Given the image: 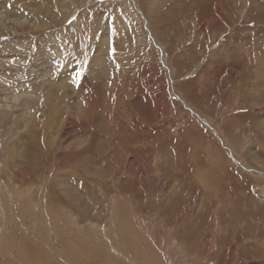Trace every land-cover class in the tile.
Listing matches in <instances>:
<instances>
[{
    "label": "rangeland",
    "instance_id": "1",
    "mask_svg": "<svg viewBox=\"0 0 264 264\" xmlns=\"http://www.w3.org/2000/svg\"><path fill=\"white\" fill-rule=\"evenodd\" d=\"M0 15V264H264V0Z\"/></svg>",
    "mask_w": 264,
    "mask_h": 264
},
{
    "label": "bare ground",
    "instance_id": "2",
    "mask_svg": "<svg viewBox=\"0 0 264 264\" xmlns=\"http://www.w3.org/2000/svg\"><path fill=\"white\" fill-rule=\"evenodd\" d=\"M221 3H222V2H221ZM249 5H250V4H249ZM118 7H120V6H118ZM116 8H117V7H116ZM121 10H122V8H121ZM219 15H220V14H219ZM219 15H218V16H219ZM0 16H1V15H0ZM221 16H222V15H221ZM126 17H127V16H126ZM215 18H216V17H215ZM217 18H218V17H217ZM217 20H218V19H217ZM216 22H217V21H216ZM12 25H13V24H12ZM40 27H41V26H40ZM217 28H218V27H217ZM56 36H57V35H56ZM58 36H59V35H58ZM60 42H61V41H60ZM62 46H63V45H62ZM63 48H64V47H63ZM48 49L50 50L51 48L48 47ZM42 50H43V49H42ZM56 50H57V49H56ZM128 52H129V51H128ZM42 53H43V52H42ZM38 54H40V53H38ZM20 58H23V57H20ZM20 58H19V59H20ZM45 61H46V60H45ZM101 63H102V58H99V56H95V57L92 59V66H96V67H97V65H101ZM47 65H48V64H47ZM230 69H231V68H230ZM260 69H261V68H260ZM49 72H50V71H49ZM261 72H263V71H261ZM1 74H2V73L0 72V75H1ZM51 75H52V74H51ZM90 75L92 76V73H90ZM40 78H41V77H40ZM50 78H51V77H50ZM118 78H119V77H118ZM62 81H63V79H62ZM62 81H61V83L64 82V81H63V82H62ZM57 89H59V88H57ZM74 91H75V90H74ZM22 92H23V91H22ZM23 94H24V93H23ZM16 95H17V93H16ZM21 95H22V94H21ZM37 95H38V94H37ZM5 96H6V95H5ZM5 96L3 97V95L0 94V106H1V107H0V113H3V112H1L2 109L4 110V109H9V108H10V106L8 105V104H9L8 102H7L8 104H6V103L3 102V100H5V99L7 98V97H5ZM113 96H114V95H113ZM14 97H15V96H14ZM18 97H20V96H18ZM18 97L15 99V101L18 102L19 104H22V105H23L24 103H23L22 99H21V98H18ZM64 97H66V95H65ZM64 97H63V98H64ZM13 99H14V98H13ZM35 99H36V96L27 95V99H26V101L28 100L27 103H29L30 101H34ZM21 101H22V103H21ZM10 105H11V104H10ZM29 110L32 112V111H34L35 109H33V108L31 109V107H30ZM29 110H28V111H29ZM76 111H77V110H76ZM79 111H80V110H79ZM79 111H78V112H79ZM81 113H83V112H81ZM37 114H38V113H37ZM14 116H15V115H14ZM35 116H36V115H35ZM72 116H73V117H76V118H80L78 115H75L74 112H73V115H72ZM81 118H82L83 120L86 119V118H85V113H83V115L81 114ZM20 120H21V119H20ZM68 120H69V119H68ZM72 121H73V119H72ZM260 121H261V120H260ZM263 122H264V121H263ZM72 124H73V122H72ZM25 126H27V125H25ZM259 127H260V128L262 129V131L264 132V124H263L262 122L259 123ZM26 130H27V129H26ZM26 130H24V131H26ZM91 141H92V140H91ZM93 142H94V140H93ZM132 161H133V160H132ZM135 165H136V163H135ZM134 167H135V166H134ZM129 168H130V167H129ZM132 168H133V167H132ZM25 190H26V189H25ZM242 207H244V205H242ZM245 207H246V206H245ZM242 214H245V215H242V216L246 218V217H248V216L250 215V212H245V213H242ZM241 219H242V218H241ZM191 232H192V231H191ZM4 256H5V253H4ZM98 259H100V258H98ZM97 262H98V260H97ZM97 262H96V263H97ZM11 264H12V263H11ZM21 264H23V263H21ZM24 264H25V263H24ZM97 264H99V262H98Z\"/></svg>",
    "mask_w": 264,
    "mask_h": 264
}]
</instances>
